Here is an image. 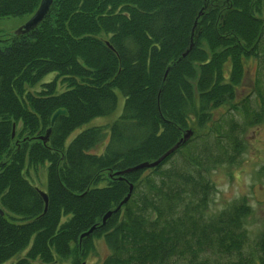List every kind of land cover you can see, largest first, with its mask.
Returning a JSON list of instances; mask_svg holds the SVG:
<instances>
[{
	"label": "trees",
	"instance_id": "obj_1",
	"mask_svg": "<svg viewBox=\"0 0 264 264\" xmlns=\"http://www.w3.org/2000/svg\"><path fill=\"white\" fill-rule=\"evenodd\" d=\"M40 3L0 0V17H31ZM263 8L53 0L34 30L0 38V264H82L100 239L110 253L99 264H264V230L251 240L245 199L210 213L211 171L239 165L246 132L264 124ZM251 60L255 97L239 101ZM118 92V119L86 127L117 110ZM189 130L159 165L126 172ZM40 167L45 191L31 176Z\"/></svg>",
	"mask_w": 264,
	"mask_h": 264
},
{
	"label": "rangeland",
	"instance_id": "obj_2",
	"mask_svg": "<svg viewBox=\"0 0 264 264\" xmlns=\"http://www.w3.org/2000/svg\"><path fill=\"white\" fill-rule=\"evenodd\" d=\"M264 10V8H263ZM31 17H0V38H8L9 35L14 34L21 26H23ZM259 63L255 60L247 62V74L245 80L238 90V100L241 101L248 95L255 97V84L258 75ZM229 70V67H227ZM262 70V69H261ZM264 73V69L262 70ZM55 74L48 75L44 81L52 80ZM61 90V88H60ZM119 95V104L117 110L110 116L96 118L92 120L86 127L93 125H105L113 123L121 115L124 108V97L121 93ZM225 109L216 112V117H221ZM247 143L246 151L242 156L239 165L232 167H222L211 171L210 177L215 184V193L210 207V213H218L225 209L230 204L246 200L252 208L253 212L246 224L250 233L251 240H254L258 234L264 230V202L259 203L254 194L256 185L264 188V172H260L264 168V124L251 128L244 136ZM104 144L98 147L95 152H101L104 149ZM31 176L35 184L45 191L46 189V172L40 167L38 174L31 170ZM96 251L93 252L85 264H99L106 256L109 255L110 250L104 240H97ZM82 263V264H83Z\"/></svg>",
	"mask_w": 264,
	"mask_h": 264
},
{
	"label": "water",
	"instance_id": "obj_3",
	"mask_svg": "<svg viewBox=\"0 0 264 264\" xmlns=\"http://www.w3.org/2000/svg\"><path fill=\"white\" fill-rule=\"evenodd\" d=\"M52 4H53V0H41L40 6L37 9V11L31 16L29 21H27L23 26H21L20 29H18L14 34L15 35H24L26 33H29L30 31L34 30L36 27H38L40 25V23L49 14ZM64 114H66V111H64V110H59L58 112H56L54 114V116L52 117V122H51L52 126L48 130L47 134L45 136L41 137L42 140H44L45 142H47L49 140V137L51 135V131H52V128H53L55 122L57 121L59 116L64 115ZM192 135H193V132L191 130L187 131L185 133L184 137L180 140V142H178L171 150H169L160 159H158L157 161H155L153 163H148L147 162V163L140 164V165H138L136 167L128 169L126 172H132V171H136V170H139V169L150 168V167H154V166L159 165L168 156H170L177 149H179L182 144L186 143L192 137ZM124 173L125 172H123V174ZM254 193H255V196H256V199H257L258 202H264V188H262V186L257 185L255 187V189H254ZM41 194H42V196H43V198H44V200L46 202V206H48V196H47V194L44 193V192H41ZM129 198H130V195H128L124 199V201L122 203L126 202ZM0 213L2 215H4V212L2 211L1 208H0ZM112 214H113V212L107 213V215L104 217V223L106 222L107 218H109ZM94 229H95V227L92 228L90 231L86 232L85 234H83L82 237L90 235L93 232Z\"/></svg>",
	"mask_w": 264,
	"mask_h": 264
}]
</instances>
